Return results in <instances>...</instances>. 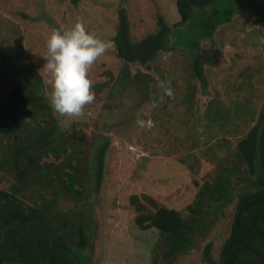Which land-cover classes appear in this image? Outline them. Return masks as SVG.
<instances>
[{"label":"rangeland","instance_id":"rangeland-1","mask_svg":"<svg viewBox=\"0 0 264 264\" xmlns=\"http://www.w3.org/2000/svg\"><path fill=\"white\" fill-rule=\"evenodd\" d=\"M120 8L127 15L133 40L154 31L158 16L165 22L179 19L173 0H0V44L5 46V58H15L12 66L0 56V99L26 69L35 70L43 80L44 89L49 88L50 76L42 67L41 54L46 51V40L53 29H67L80 22L88 32L107 42L106 52L89 69L93 84L107 83L101 87L102 93L92 86L97 97L95 104H90L92 108L85 107L79 117L61 116L51 108L61 126L79 124L85 147L92 143L97 147L108 141L102 180L97 189L93 180L85 179L83 182L89 183L83 189L76 185L81 194L72 191L69 198L55 196L56 209L63 213L74 210L77 217H87L90 246L78 250L89 257L88 264H157L151 263L149 256L141 257L134 245L147 244L150 237H140L130 200L135 196L145 203V196L149 195L155 198L156 205L174 207L183 216L192 214L188 207L199 187L213 181L219 161L228 150H233L236 140L254 124L263 107L264 54L258 42L261 28L248 24L249 17L244 19L248 13L235 14L222 23V29L215 30L213 41L201 42L199 55L206 77L204 93L190 72L188 60L180 53L183 62L173 68L170 64L175 60L174 53L167 51L158 52L151 61L149 70L153 75L140 88L136 87L139 82L135 81L133 72L143 67L119 59L111 41ZM124 68L133 79L126 81L125 88L115 89L119 90L117 97L121 100L129 94L126 103L134 107L132 113L121 110V100L117 107L120 110L107 107L108 89L115 85L114 79ZM159 80L171 82L172 96L157 87ZM188 89L194 91L190 98L186 96ZM153 101L157 104L155 108ZM14 107L8 110L5 121L22 115L20 108ZM108 110L111 112L106 113ZM215 110L220 117H216ZM123 114H126L123 122H117ZM138 114L150 119L153 126L139 127L135 122ZM94 169V165L89 166L80 175L87 176ZM178 180L182 187L174 184ZM11 181V176L0 171V187L7 188ZM50 195L54 196L53 192ZM24 202L37 205L33 196L26 197ZM146 206L154 210L153 206ZM233 206L234 202L210 214L215 223L206 226L194 247L179 253L171 264H217ZM207 243L210 263L202 254Z\"/></svg>","mask_w":264,"mask_h":264},{"label":"trees","instance_id":"trees-1","mask_svg":"<svg viewBox=\"0 0 264 264\" xmlns=\"http://www.w3.org/2000/svg\"><path fill=\"white\" fill-rule=\"evenodd\" d=\"M173 3L179 19L165 22L158 16L154 31L139 40L131 38L124 9L118 11L111 37L115 53L124 63L138 64L147 70H134L135 81L139 82L136 87L146 85L145 80L153 75L149 70L151 61L158 52L167 51L174 53L175 60L170 64L173 68L183 62L180 53L188 60L190 72L204 93L206 77L199 55L203 40L213 41L214 32L222 23L244 12L248 13L244 19H250L248 24L258 25L260 35L264 34V0H173ZM260 48L264 54V47ZM5 55V46L0 44V56L14 66L15 58ZM132 79L127 68L116 76L115 85L108 89V108L120 110L117 107L121 99L116 89L125 88L126 81ZM16 81L0 99V171L13 178L7 188L0 187V264H88L89 257L78 250L90 246L87 217H77L74 210L69 212L75 213H63L56 209L58 200L54 197L69 198L72 191L77 195L80 190L76 185L83 189L89 183L83 182L85 179L93 180L96 189L100 186L108 141L97 147L93 143L85 147L84 132L78 123L61 126L51 113L43 94V80L35 70L20 72ZM105 85L94 83L93 87L102 93L101 87ZM187 93L190 98L194 91L188 89ZM128 98L127 93L121 100V110L132 113L134 107L127 106ZM96 100L95 95L91 104ZM14 106L20 108L22 115L5 121L8 110L15 109ZM89 106L92 108L90 104L85 107ZM218 112H214L216 117H220ZM125 115L116 121L122 123ZM116 121L109 120L111 124ZM49 157L53 160H46ZM93 165L95 169L87 176L80 175ZM218 168L213 181L199 187L188 207L192 214L183 216L174 207L156 205L155 198L149 195L145 196V203L135 196L131 198L133 221L140 237H150L147 244H134L141 257L149 256L151 263L171 264L179 253L194 247L206 226L215 223L210 214L234 202L217 264H264V102L254 124L236 140ZM176 183L182 187L179 180ZM32 196L37 205L24 202ZM202 254L207 262H212L208 243Z\"/></svg>","mask_w":264,"mask_h":264},{"label":"clouds","instance_id":"clouds-1","mask_svg":"<svg viewBox=\"0 0 264 264\" xmlns=\"http://www.w3.org/2000/svg\"><path fill=\"white\" fill-rule=\"evenodd\" d=\"M264 47V34L258 36ZM108 48L104 39L88 32L82 23L76 22L67 29H53L46 40V51L41 54L44 71L49 74V88L44 95L50 107L61 116L79 117L85 106L95 100L93 81L89 69ZM157 87L167 96L173 95L170 81L159 80ZM152 107H157L155 101ZM136 124L151 128L153 122L137 115Z\"/></svg>","mask_w":264,"mask_h":264}]
</instances>
